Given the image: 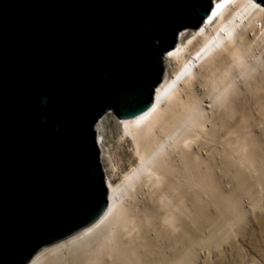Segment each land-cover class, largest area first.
I'll use <instances>...</instances> for the list:
<instances>
[{
    "label": "water",
    "instance_id": "water-1",
    "mask_svg": "<svg viewBox=\"0 0 264 264\" xmlns=\"http://www.w3.org/2000/svg\"><path fill=\"white\" fill-rule=\"evenodd\" d=\"M213 3L0 0V264H28L105 211L98 120L152 106L165 54Z\"/></svg>",
    "mask_w": 264,
    "mask_h": 264
},
{
    "label": "bare ground",
    "instance_id": "bare-ground-1",
    "mask_svg": "<svg viewBox=\"0 0 264 264\" xmlns=\"http://www.w3.org/2000/svg\"><path fill=\"white\" fill-rule=\"evenodd\" d=\"M170 52L148 110L96 124L105 211L28 264H197L243 217L242 198L264 188V132L253 129H264V6L214 0Z\"/></svg>",
    "mask_w": 264,
    "mask_h": 264
},
{
    "label": "rangeland",
    "instance_id": "rangeland-1",
    "mask_svg": "<svg viewBox=\"0 0 264 264\" xmlns=\"http://www.w3.org/2000/svg\"><path fill=\"white\" fill-rule=\"evenodd\" d=\"M170 53L169 51L165 55H169ZM204 104L210 106L207 101L204 102ZM249 105L254 108V101L249 100ZM224 109H227L226 105L222 107L220 111ZM208 112H211L209 108ZM253 129L259 135L264 132L261 124H254ZM110 145H113L111 146L113 162L118 164L122 149L115 147L116 145L112 137ZM215 162L217 163V158ZM101 163L106 178L107 171L105 163L102 161V152ZM219 172L220 171H217V173ZM120 177L121 176H117L115 178L118 183L121 179ZM242 207L244 215L240 221L231 224L226 235L222 238L220 237L214 245L208 248L203 247L199 250L197 264H264V188L258 187L255 193L243 197ZM213 210L214 208L212 211ZM211 231L212 230H208L209 233H211Z\"/></svg>",
    "mask_w": 264,
    "mask_h": 264
},
{
    "label": "clouds",
    "instance_id": "clouds-1",
    "mask_svg": "<svg viewBox=\"0 0 264 264\" xmlns=\"http://www.w3.org/2000/svg\"><path fill=\"white\" fill-rule=\"evenodd\" d=\"M224 0H220V2H223Z\"/></svg>",
    "mask_w": 264,
    "mask_h": 264
}]
</instances>
